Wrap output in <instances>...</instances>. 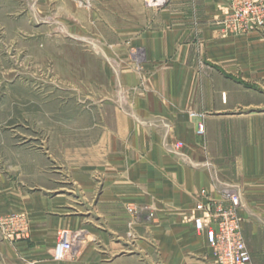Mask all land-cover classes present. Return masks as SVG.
<instances>
[{
    "label": "crops",
    "instance_id": "crops-1",
    "mask_svg": "<svg viewBox=\"0 0 264 264\" xmlns=\"http://www.w3.org/2000/svg\"><path fill=\"white\" fill-rule=\"evenodd\" d=\"M120 1L121 6H109L99 0L97 24L143 51L146 77L125 73L124 83L133 95L123 109L151 127L111 111L114 149L108 162L115 173L105 176L100 197L110 212L102 219L107 228L87 237L76 259L54 262L57 232L88 231V219L68 214L74 209L72 195L47 196L58 189L57 180L47 175L28 193L25 158L12 165L1 160L0 217L25 215L30 233L14 244L0 239V264H154V253L157 264H212L190 215L202 189L220 198L211 184L215 168L225 186L239 189L251 264H264V30L238 35L226 29L231 0H168L158 11L143 10L141 0ZM106 17L119 22L105 24ZM200 121L203 135L197 134ZM165 123L173 139L187 145L197 169L163 153ZM204 162L213 168L202 167ZM88 173L82 172L84 184L89 183ZM84 186L86 192L89 185ZM127 202L137 205L136 217L121 210ZM129 221L137 237L134 245L124 240ZM111 233L119 237L116 243Z\"/></svg>",
    "mask_w": 264,
    "mask_h": 264
},
{
    "label": "rangeland",
    "instance_id": "rangeland-1",
    "mask_svg": "<svg viewBox=\"0 0 264 264\" xmlns=\"http://www.w3.org/2000/svg\"><path fill=\"white\" fill-rule=\"evenodd\" d=\"M98 1L0 0V161L6 165L9 160L12 165L25 158L28 193L37 189L39 178L44 175L57 180V191L46 193L47 196L72 195L74 209L68 214L84 216L90 225L88 231L61 230L83 232L89 240L97 231L106 230L107 225L102 219L110 214L104 210L100 197L105 176L115 173L113 163L108 162L114 149V115L111 111L118 110L127 120L151 127L128 108L124 110L133 95L132 88L124 83L125 73L130 72L140 79L147 74L143 51L126 40L123 43L121 39L126 37L108 32L110 27L97 24ZM104 1L109 6H121V1ZM232 2L228 15L232 11ZM167 3L168 0H141L142 9L151 11H158ZM113 20L103 18L105 24ZM225 20L223 26L234 34L246 35L255 31L235 32L227 27ZM189 117L202 119L203 115L190 114ZM199 124L204 127L200 121L196 128ZM162 129L160 147L163 153L181 165L197 169V163L187 155V145L173 139L167 123ZM197 134L203 135L204 130H197ZM177 145L182 148L175 152ZM126 148L129 151L130 147ZM202 164V167L213 168V163ZM83 171L89 172L88 184L82 183ZM214 171L216 168L211 184L220 194L225 179L220 178L219 171ZM83 185H89L86 192ZM204 195L217 199L202 189L196 197L198 202ZM134 206L137 207L134 202H127L120 208L132 218L136 216L127 208ZM151 212L155 211L151 209ZM11 215L23 214L0 218ZM194 215L195 207L191 211V221ZM130 221L124 240L134 245L137 237ZM194 231L203 238L205 250L211 256L203 235ZM111 234V242L116 243L119 237ZM0 239L3 240L1 236ZM154 254V264H157L160 259Z\"/></svg>",
    "mask_w": 264,
    "mask_h": 264
},
{
    "label": "built area",
    "instance_id": "built-area-1",
    "mask_svg": "<svg viewBox=\"0 0 264 264\" xmlns=\"http://www.w3.org/2000/svg\"><path fill=\"white\" fill-rule=\"evenodd\" d=\"M231 14L225 20L227 27L235 32L247 33L264 28V0H232ZM203 132L202 124L197 126ZM176 146V151L181 150ZM219 199H204L195 205L192 219L194 229L203 235L210 249L212 264H250V256L243 238V219L239 214L241 194L238 188L224 186ZM128 212L137 216L136 206L128 207ZM29 222L23 215H11L0 218V236L14 243L29 237ZM87 241L83 232L61 230L51 253L54 262L73 259L81 246Z\"/></svg>",
    "mask_w": 264,
    "mask_h": 264
}]
</instances>
